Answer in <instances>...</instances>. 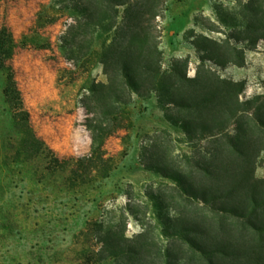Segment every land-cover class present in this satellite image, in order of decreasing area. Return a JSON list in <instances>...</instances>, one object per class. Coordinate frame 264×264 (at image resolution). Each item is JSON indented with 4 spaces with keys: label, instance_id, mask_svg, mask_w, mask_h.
<instances>
[{
    "label": "rangeland",
    "instance_id": "1",
    "mask_svg": "<svg viewBox=\"0 0 264 264\" xmlns=\"http://www.w3.org/2000/svg\"><path fill=\"white\" fill-rule=\"evenodd\" d=\"M74 3L0 0V27L7 25L17 41L9 63L34 131L54 152L38 157L34 148L20 150L0 70V264H94L88 253L100 242L90 235L101 225L141 247L155 264H204L195 246L221 215L151 167L163 165L204 183L196 162L211 137L191 142L180 122L187 110L161 105L158 93L141 97L128 90L131 100L120 106L126 114L120 113V126L104 140V158L97 153L93 163L85 160L98 133L90 123L99 124L100 117L92 89L108 81L102 53L112 32L104 26L69 31L78 21L69 8ZM248 5L264 9V0H136L135 10L144 12L141 24L163 69L174 65L188 77L208 70L242 82L243 102L264 96V39L252 43L254 33L244 28ZM78 30L83 33L76 36ZM206 51L219 60L203 62ZM236 125L232 118L224 133L235 134ZM255 176L264 179V153Z\"/></svg>",
    "mask_w": 264,
    "mask_h": 264
},
{
    "label": "trees",
    "instance_id": "2",
    "mask_svg": "<svg viewBox=\"0 0 264 264\" xmlns=\"http://www.w3.org/2000/svg\"><path fill=\"white\" fill-rule=\"evenodd\" d=\"M135 1L75 0L69 7L78 19L69 31L78 28L89 33L104 26L112 32L110 43L102 53L108 81L92 89V98L99 103L100 117L99 124L90 123L98 133L94 132L92 137L94 152L85 160L93 163L97 153L98 158H104V140L120 126V113L126 114L125 109L119 111L120 106L131 100L127 97L128 90L141 97L158 93L161 105L187 110L188 115L180 122L191 142L211 137L210 148H205L202 159L196 162L207 179L204 183L190 182L179 172L167 171L163 165L151 167L180 183L182 191L201 200L212 214L221 215L220 220L212 222L204 242L195 246L204 264H264V179L255 176L257 160L264 153V96L257 95L241 102L242 82L222 79L208 70H200L195 77H188L187 72L174 65L163 69L156 45L149 41L148 27L141 24L144 12L135 10ZM119 7H123L122 11ZM247 7L242 13L243 25L246 32L254 33L251 42L257 43L264 39V9ZM82 33L78 30L76 36ZM16 47L13 32L7 25H2L0 70L4 74V95L12 110L14 126L21 135L20 150L34 148V155L38 157L54 155L32 127L30 112L9 63ZM201 59L203 62L219 60L208 51ZM251 110H254L253 118L243 125L242 118L250 116ZM232 118L237 122L236 133H224L226 123ZM169 119L177 122L173 117ZM107 123L113 125L108 127ZM54 161L59 160L54 157ZM225 216L231 222L225 223ZM90 236L100 242L99 247L88 253L90 263H156L145 256L141 247L114 238L102 225Z\"/></svg>",
    "mask_w": 264,
    "mask_h": 264
}]
</instances>
